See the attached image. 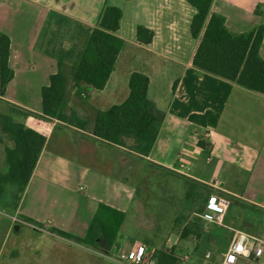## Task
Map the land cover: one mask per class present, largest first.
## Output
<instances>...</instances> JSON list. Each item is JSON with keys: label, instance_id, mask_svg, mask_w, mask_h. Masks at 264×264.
<instances>
[{"label": "crops", "instance_id": "1", "mask_svg": "<svg viewBox=\"0 0 264 264\" xmlns=\"http://www.w3.org/2000/svg\"><path fill=\"white\" fill-rule=\"evenodd\" d=\"M160 1L154 0L158 6ZM184 1L190 26L196 11ZM108 6L117 7L110 0H0V35L11 40L9 66L14 71L4 94L0 81V104L42 115V89L60 70L71 78L91 30L99 28ZM154 9L147 7L143 21H136L133 28L121 21L116 36L125 46L104 90L69 88V96H80L96 115L128 98L132 73L146 74L149 99L164 114L153 150L143 157L129 150L126 142L124 146L106 143L94 136L93 124L83 130L27 117L23 123L46 137V144L9 220L0 217V264H124L115 256L137 244L149 253L171 252L178 260L189 256L185 264H202L207 254L216 261L222 258L231 231L264 242V95L197 69L193 58L200 39L194 40L190 31L185 38L193 45L189 54L166 56L165 39L154 27ZM210 15L224 17L232 33L264 29V0H214ZM141 25L155 33L149 45L137 39ZM128 45L144 49L147 56L144 67L125 80L123 93L116 71ZM259 56L264 61V39ZM207 111L220 115L216 128L208 130L189 120ZM208 131L210 152L198 144ZM149 172L157 175L165 193L172 182L204 190L205 197L195 194L197 202L191 204L188 217L178 213L171 221L178 227L164 228L148 217L150 204L139 192L151 183ZM218 197L232 199L226 212L219 208ZM100 205L125 214L112 248H90L53 233L59 230L85 238ZM218 216L221 223L215 219ZM260 263L264 264V254Z\"/></svg>", "mask_w": 264, "mask_h": 264}, {"label": "trees", "instance_id": "2", "mask_svg": "<svg viewBox=\"0 0 264 264\" xmlns=\"http://www.w3.org/2000/svg\"><path fill=\"white\" fill-rule=\"evenodd\" d=\"M186 1L196 11L190 23L191 37L194 40L200 39L193 65L264 95V61L259 56L264 29L232 33L227 29L224 17L210 15L214 0ZM122 19L123 10L119 7L108 6L103 10L99 28L91 30L78 61L72 68L71 78H67L60 70L51 76L49 86L42 89V115L8 106L10 111L25 119L35 117L68 124L70 85L77 89L87 86L102 91L115 71L118 57L125 46L124 40L116 36ZM154 36L153 31L145 26H138L137 39L141 44H151ZM10 47V38L1 34V94L5 93L7 85L14 78V71L9 66ZM59 65L62 67V64ZM149 86L150 79L146 74L132 73L128 98L120 105L96 113L93 122L94 136L118 146H124L130 140L138 155L149 156L164 121V114L149 99ZM80 93L81 90L78 91ZM73 119L76 121L73 126L79 129L85 130L90 126L89 122L80 119L76 113H73ZM189 120L199 127L216 128L220 115L207 111L204 114H193ZM0 127L14 144L13 148L6 149L9 170L1 177V182L16 184L19 187V200L45 147L46 137L24 123L16 122L10 114L0 113ZM198 144L203 150L210 152L211 145L205 138H201ZM124 221L123 212L100 205L85 238L73 237L59 230H54L53 233L87 247L103 250L105 247L112 248L117 243ZM154 257L158 264H175L178 261L177 256L171 252L159 251Z\"/></svg>", "mask_w": 264, "mask_h": 264}, {"label": "rangeland", "instance_id": "3", "mask_svg": "<svg viewBox=\"0 0 264 264\" xmlns=\"http://www.w3.org/2000/svg\"><path fill=\"white\" fill-rule=\"evenodd\" d=\"M110 3L123 10L124 17L122 25L126 26L128 24L129 27L131 26L132 28L134 27L136 21L139 23L143 21L142 13L145 9H147V7L155 8L153 12L155 21L154 27L160 36H163L165 39L163 47V50H165L163 51L164 54L168 57L173 56L177 52H185L186 55L189 54L190 48H192L193 45L192 43L185 41V38L188 37L190 31V28L188 30V20H190V18L189 9H187L188 7L186 6L184 0H161L160 6L156 5L154 0H110ZM182 45L185 46V50ZM146 56L147 54L145 50L140 47L128 45L124 49L120 56L116 71L119 78L123 81L121 82V87L124 88L123 93H125L126 89L125 80L133 70H141L144 67L143 60H145ZM114 78L115 79H113L111 83L112 87L117 79L116 74ZM69 103L71 106H69L67 110V115L70 118L68 125H75L76 121L73 119V113L77 114L78 112L81 114L83 120L89 122L90 126L93 124L95 113L93 112L91 105L81 101L80 96L77 94H70ZM0 113L12 115L16 122L23 123L25 121L24 117L11 112L7 105L0 104ZM126 143V147L135 152L133 147L134 143L130 140H127ZM13 146L14 144L12 140L0 127V217L7 218L8 220V217L12 215L18 201L19 187L13 183L1 182V177L5 176L9 170L6 149L13 148ZM147 175V177H150L149 181L151 179V183L144 184L145 189L139 192V196L142 200L150 204L148 208V217H151L150 219L158 222V224H161L164 228L171 225H175V227L180 225L179 223H171L178 213H180L181 218L188 217L187 214L194 208H191V204L194 201L197 202L195 194L197 196H206L203 193V189H194L191 185L187 186L184 183L174 182L166 185L170 191H166L167 193H165V191L160 190L163 187L162 184H159V182L156 181L157 175L152 174L151 172ZM254 192L255 191H252V194ZM216 193H218L219 196V191ZM256 199L259 201L261 200L260 197H257ZM229 201H232V199L229 198ZM246 205L249 206V208H252L250 203H246ZM250 214L252 217H256L255 215H257V213L252 211H250ZM233 236L234 232L232 233L231 231L229 238L230 242L232 241ZM156 241L160 243L161 239H156ZM157 252L159 251H156L155 254ZM120 254L121 253L115 256L118 262H121Z\"/></svg>", "mask_w": 264, "mask_h": 264}, {"label": "built area", "instance_id": "4", "mask_svg": "<svg viewBox=\"0 0 264 264\" xmlns=\"http://www.w3.org/2000/svg\"><path fill=\"white\" fill-rule=\"evenodd\" d=\"M211 128H208L210 130ZM205 139L209 142V131L205 135ZM211 145V142H209ZM219 208L226 212L229 208L230 201L226 197H218L215 199ZM221 223V217L215 218ZM264 254V242L247 233L234 231V236L230 242L228 249L220 260H214L211 254L205 256L202 264H261L260 260ZM189 256L180 258L175 264H185L188 262ZM120 261L124 264H158L155 260L154 253H149L142 244L136 245L130 251H123L120 254Z\"/></svg>", "mask_w": 264, "mask_h": 264}, {"label": "water", "instance_id": "5", "mask_svg": "<svg viewBox=\"0 0 264 264\" xmlns=\"http://www.w3.org/2000/svg\"><path fill=\"white\" fill-rule=\"evenodd\" d=\"M18 229H19L18 226H16V227H15V230H18Z\"/></svg>", "mask_w": 264, "mask_h": 264}]
</instances>
